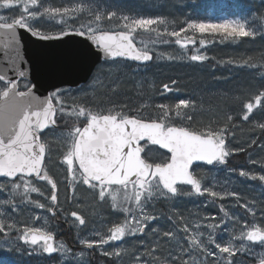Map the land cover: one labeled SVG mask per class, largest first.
<instances>
[{"label":"snow or ice","instance_id":"obj_1","mask_svg":"<svg viewBox=\"0 0 264 264\" xmlns=\"http://www.w3.org/2000/svg\"><path fill=\"white\" fill-rule=\"evenodd\" d=\"M13 7L20 11L19 16L9 18L0 15V30H4L8 39L4 56L0 57V205L3 206L0 235L20 232L19 241L33 246L30 254H36L35 249L39 247L40 254L55 255L63 264H86L85 250L91 252L96 249H100V254L112 260L113 264L123 255H130L133 264H248V261L264 264V208L260 209V219L257 220L254 203L240 205L246 214L251 215L250 220L229 213L221 204L219 210L223 216L219 218L215 215L197 217L189 222L182 215L173 214L167 219L174 230H161L154 224L163 216V213L155 212L156 204L161 200L171 201L192 195H207L213 200H223L229 195L237 197L235 192L221 193L204 186V177L194 168L199 164L213 167L227 164V158L236 151L230 150L227 143L228 135L235 136L231 131L235 127L232 115H227L222 124L210 121L194 127L196 102L189 99H180L174 105L142 104L137 112L148 107L156 110L154 116L147 118L130 115L125 111L127 105L89 106V100L95 98L98 88H104L106 94H115L121 84L115 69H110L102 80L93 71L94 61H90V56H96L104 64L109 61L115 64L117 58L141 64L153 60L146 44L137 46L143 43L136 38L138 30L155 33L163 43H168L163 40L165 34L176 37L175 44L181 48L196 44L190 36L185 35L181 39V33H187L188 29L201 34L223 30L227 37L233 39L255 37V30L248 27L247 22L236 20L191 22L187 28L168 32L155 27L166 23L162 17H117L115 11H101L83 0L64 7L44 6L42 0H0V9ZM114 19L115 26L105 30L104 21L111 23ZM53 23L58 25L55 30ZM21 30L36 42L83 46L82 63L56 68L53 75L55 79L66 82L73 72H83L89 79L87 87L72 94L71 89L52 83L50 93L43 99L38 96L35 91L37 84L30 79L31 67H25L26 61L20 55L24 43H27V37L21 36ZM199 43L203 45L204 40ZM49 46L38 44L37 58L44 55L40 49ZM9 48L11 55L7 52ZM206 58L199 54L190 56L191 61H204ZM22 81L27 82L23 84L24 90H19ZM146 84V81H141L136 87L143 90ZM176 84L175 80L163 84L161 94L176 90ZM89 92L92 93L91 98ZM242 107L244 121H249L254 110L264 113V90L250 95ZM58 114L65 124L72 120V127L66 132L56 131ZM255 128L264 132V123L254 125ZM45 130L52 132L53 137L49 138ZM256 143L252 139L250 146ZM260 147L264 149V145ZM160 149L166 150L162 159L159 158ZM53 152H58L62 157L61 163L66 165V179L72 193L69 202L75 198L76 186L83 184L97 193L99 201H110L111 210L119 213L121 219L104 221L106 230L94 229L93 238L80 236L79 230L87 225V221L75 210L64 213L58 199L57 183L45 166L46 158L50 159ZM239 175L264 182V175L257 177L242 169ZM34 181L50 185L51 194L45 197L49 203L31 198L33 193L44 196ZM24 204L49 214L42 226L19 225L12 219ZM58 213L63 214L66 224L71 218L70 226L77 229V240L81 246L78 252L63 242L56 243L50 221L55 220ZM33 219L40 221L41 216L37 214ZM149 234L153 239L143 255L138 251L129 253L120 247L128 238H143ZM141 246L144 247L143 243ZM109 248L113 250L109 251Z\"/></svg>","mask_w":264,"mask_h":264},{"label":"rangeland","instance_id":"obj_2","mask_svg":"<svg viewBox=\"0 0 264 264\" xmlns=\"http://www.w3.org/2000/svg\"><path fill=\"white\" fill-rule=\"evenodd\" d=\"M22 10V9H21ZM20 11L17 10L16 7H13L12 9H0V15H5L6 17L12 18L19 16ZM56 25L55 23L52 24ZM109 25V27H108ZM104 27L105 30H109L106 28L111 27V23L104 21ZM112 29V28H111ZM194 34L190 37L194 38L196 40V44L192 47L187 48H181L179 45L175 44L176 37H169L166 34L163 36V40H167L168 43H163L161 39L156 37L155 33H149L145 32L144 30H138L136 35V38L138 41H143V43H138V47H143L145 44L150 49V51L153 54V63L148 67H138L129 63L125 62H115L108 63L99 66L95 71L98 76L102 80L105 79L106 74L109 72L110 69L116 70V75L119 76L121 84L119 89L115 94H118L120 97L123 96V94L127 93H133L134 87L141 82L146 81L145 86L147 90L149 91L148 94L144 95L145 97H142L143 99H146L144 102L137 103L134 105L135 110H133L132 107L130 110H132V115H139L143 116L144 118H147L148 110L151 107H148L141 112H137L136 109L139 108L142 104H149L154 97H157L154 93V86L151 83V76H154L157 74V72L170 70V68H175L179 66H184L185 70H188L185 66L189 67H198V68H206V64L211 58L212 52L214 51L215 47H213V38H225L227 37L223 30L220 32H206V33H199V32H193L191 29H188L187 33ZM182 36L181 39L185 37V35ZM200 40H204V44L201 45L199 42ZM154 41V42H153ZM214 48V49H213ZM192 54H199L204 55L207 58L204 61H191L190 56ZM168 57H173V59H168ZM232 66L235 70H237L238 67L244 66V65H238ZM154 68V69H152ZM152 69V70H151ZM252 70V69H251ZM251 76H255V78L251 77L253 80L254 87H250L246 92L243 90V87L239 90V95H244V102H246L247 98L256 93L257 90L262 89L261 85L256 81L259 79L260 81H264V72L259 71L257 68L255 70L251 71ZM238 83V82H237ZM88 85V84H87ZM87 85L84 87L86 88ZM23 88V87H22ZM264 90V88H263ZM105 91L104 88H98L95 92V97L97 98L98 93ZM135 95L137 94L140 89L137 87L135 88ZM126 92V93H125ZM163 92V89H162ZM172 92L165 93L166 96H170ZM72 94H77V92H73ZM161 96V95H160ZM89 97H92V93L89 92ZM150 97V99H149ZM97 102V99H90L89 105H94L97 107L98 105L95 104ZM69 103H71V100L69 99ZM114 100H109L105 104H100V107L108 106L110 107V104H113ZM169 104L172 105L171 102ZM102 105V106H101ZM127 105V104H124ZM123 106V104L121 105ZM229 106V105H228ZM223 108L224 104L219 107H216L210 114L213 115L212 119H214L216 122L224 123L225 118L222 119L223 116ZM155 109L153 110L155 114ZM204 115V114H203ZM201 115V116H203ZM201 116H195V125L199 126L202 124H208L211 120L210 119H203L205 117ZM203 119V120H202ZM57 132H66L72 127V120L69 119L68 123L65 124L63 118L57 115ZM193 124V126H195ZM213 126H216L214 123ZM239 131V132H238ZM53 137V133L50 132L49 138ZM256 139V136L253 133L246 132L241 129H237L235 136H232L231 141L228 143V147L230 150H236L239 151L240 149H247V148H253V145L250 146L251 140ZM251 150V149H250ZM235 152V151H234ZM231 154L228 158H231ZM161 154L159 158H163V153L159 151ZM250 159L248 163V167H240L238 170L229 169L227 165H221V166H215L211 168H196L195 170L199 173L200 176L204 177V180L202 183L204 186L207 187H213L214 190L221 192V193H237V197L227 196L225 199H215L213 200L212 197H209L207 195L205 196H180L177 197L175 200L167 201V200H161L156 204L155 212L157 214L163 213V216L160 220L155 221L154 224L158 226L161 230H174L172 224L168 221L166 218L167 214L165 211H168L169 214H179L182 215L186 220L189 222L196 220L197 217H205V216H217V218L223 216V213L220 212V205L223 204L225 209L231 213L235 214L241 218L251 219L250 214H246V210L241 207L240 205L249 203L255 204L256 210H257V220L260 219V209L264 208V182L260 181L259 179L253 180L250 177H241L239 175L240 170H244L245 172H248L252 175H256L257 177L259 175H264V149L260 150H253L250 154ZM60 158V159H59ZM62 159L61 155L58 152H53L51 154L50 163H55L56 169L53 168L51 165H49V161L46 164V168L48 170V173L50 171L54 172V174H51L50 176L56 181L58 186V199L60 201V205L64 210V213H70L72 210H75L82 215H84L87 225L81 226L79 230V235L84 238H93V230H99L100 232H104L106 230V224L104 221H117L120 220V214L113 212L110 208V201L109 202H102L99 201L97 193L93 192L92 190L88 189L87 186H84L83 184H78L75 198L72 199V202H69V198L72 197V193L69 190V185L67 183V172H66V165L59 163ZM252 161H256V163H252ZM50 167V168H49ZM51 173V172H50ZM36 186L40 187L41 190L44 192V196H40L37 193L30 194L32 199H38L41 203H49L45 197H49L51 194L50 186L47 183L43 182H36L34 181ZM17 201H19V196L16 197ZM77 201L79 202V205L77 204ZM239 202V203H238ZM207 205V206H205ZM166 208V210L164 209ZM182 208V211L180 210ZM39 214L41 216L40 221H35L33 217L35 215ZM60 217L63 218V214L59 213ZM49 214L40 209H36L30 205L24 204L21 205V209L17 211L15 215L12 216L13 220L18 221L19 225H23L25 223L28 224V226H42L43 220L45 217H48ZM71 224V218H69V226ZM50 227L51 230L54 231L55 237H56V243L59 244L61 242L65 243L68 247L75 249L77 252L80 250L81 246L78 243L77 240V229L75 227L70 226V231L67 232L64 225H58L56 224L55 220L50 221ZM20 235V232H17L15 235L5 236L0 235V257H7L10 256L13 252L17 253L19 255H24L26 257H35L39 258L43 256L41 253V250L39 247H36L35 253L36 254H30L32 253V246H29L27 244H23L19 241L18 237ZM153 237L151 234H149L147 237H136V238H128L126 239L121 245V248L127 249L129 253L137 252L140 255H143L145 248L151 244ZM219 239V237H218ZM141 243H143L144 247L141 246ZM107 247V246H106ZM11 249V250H9ZM109 251L113 250L112 248L108 249ZM100 249L94 250V253L91 254V252L85 250V261L86 264H113V261L110 260L107 257H104L100 254ZM166 254V252H165ZM157 255H160V253H157ZM238 259H241L238 257ZM55 264H63V261L60 260L59 257L56 256V261H54ZM116 264H133L130 255H123L122 259L117 261ZM248 264H251V261H248Z\"/></svg>","mask_w":264,"mask_h":264},{"label":"trees","instance_id":"obj_3","mask_svg":"<svg viewBox=\"0 0 264 264\" xmlns=\"http://www.w3.org/2000/svg\"><path fill=\"white\" fill-rule=\"evenodd\" d=\"M42 2L44 6L64 7L81 2V0H42ZM83 2L89 3L93 7H99L101 11H115L117 17L125 15L129 16L130 19L162 17L166 23L155 27L160 31L167 29L168 32L187 28V24L191 22L224 23L225 21L236 20L247 22V26L255 30V37L213 38L215 49L213 48L214 51L206 64V68L185 66L188 69L185 70L184 66H177L166 72H157V74L151 76V83L157 97H154L148 103L154 106L171 102L174 105L180 99L193 100L196 102L195 116L204 114L201 116L205 117L203 119L211 118L212 121L215 120L212 119L213 115L210 113L216 107L221 106V103L224 104L222 119L227 115L233 116L232 123L235 127L231 131L236 133L237 129H241L253 133L257 141L253 148L235 151L226 165L233 170H238L243 166L248 167L249 154L254 149L260 150V145H264V132H261L258 128L254 129V125L264 123V113L254 110L249 121H244L242 119L244 114L242 104L244 102L243 96L246 94L239 95V90L243 87L246 92L250 87H254L252 78H255V76H251L253 74L251 71L255 68L264 72V0H83ZM120 22L123 23L122 20ZM115 24L116 20L114 19L111 22V27L106 29L113 28ZM52 27L55 30L58 25ZM181 34L184 36L188 33ZM191 35L194 34L189 31L187 36ZM245 62H247V65ZM236 64L244 66H240L235 70L232 66H237ZM172 80L177 81L174 86L176 90L172 91L170 96H166L165 93L161 94L162 85L170 83ZM256 81L259 83L258 86L261 85L262 87L260 90H263L264 81L259 79ZM134 90L133 93L123 94L122 97L118 94H106V90L99 91L97 98L95 97L97 99L95 104L100 107V104L103 105L109 100H114L116 106L127 104L126 109L132 115L130 109L133 107V110H135V104L140 103V101L144 102L146 99L142 97H145L144 95L149 92L144 87L143 90L140 89L137 92L139 94L137 96ZM260 90H257V92ZM153 110L154 107L148 110L149 116L155 115ZM231 139L232 135H228L227 143ZM164 209L166 210L165 207ZM2 210L3 206L0 205V211ZM180 210L182 211V208ZM165 212L167 216L173 215V213L169 214L168 211ZM54 261H56V257H26L24 255L18 256L15 252L10 256L0 257V264H55Z\"/></svg>","mask_w":264,"mask_h":264},{"label":"water","instance_id":"obj_4","mask_svg":"<svg viewBox=\"0 0 264 264\" xmlns=\"http://www.w3.org/2000/svg\"><path fill=\"white\" fill-rule=\"evenodd\" d=\"M21 36L27 37V43H24L20 55L25 59V67H31V82L37 84L36 94L42 99L52 91L50 84L56 83L58 87L68 86V87H81L88 79L84 77V73L80 71L73 72L69 77H67L66 82H62L59 79H55L53 75V70L60 67H73L82 63L83 56V46L78 45H65L58 42H36L33 38L29 36L28 33L21 30ZM77 40L79 38H76ZM8 39L4 33V30H0V57L4 56L5 44H7ZM23 43V41H22ZM38 44H48L47 48L40 49L44 55L37 58L36 52L38 50ZM192 46V44H189ZM188 46V47H189ZM8 55H11V49L7 50ZM121 59V58H117ZM123 60V59H122ZM90 61L92 63V68L99 63H102L100 59L96 56H90ZM128 61V60H125ZM133 62V61H129ZM151 62V61H150ZM150 62H147L149 64ZM138 65H145L139 62H133ZM2 71V69H0ZM158 147V146H155ZM166 153V150L160 149ZM202 166H207L204 164H199ZM196 166V165H194ZM2 179V178H0ZM41 182V181H36ZM54 256V255H53Z\"/></svg>","mask_w":264,"mask_h":264},{"label":"flooded vegetation","instance_id":"obj_5","mask_svg":"<svg viewBox=\"0 0 264 264\" xmlns=\"http://www.w3.org/2000/svg\"><path fill=\"white\" fill-rule=\"evenodd\" d=\"M84 88V87H83ZM63 89H69V88H63ZM73 92H77V90L78 89H71ZM113 105H115V103H113V104H110V107L111 106H113ZM122 105V104H121ZM120 105V106H121ZM90 106V105H89ZM124 106V105H123ZM91 107H95L94 105H91ZM97 107H99V106H97ZM125 111H127L128 112V109H125ZM82 121H81V126H82ZM47 134H48V136H49V134H50V132H49V130L48 131H45ZM60 159V158H59ZM50 159H47L46 158V161H45V166H46V164L48 163V161H49ZM49 163H50V161H49ZM48 163V164H49ZM59 163H61V160H60V162ZM49 165H51L53 168H55L56 169V164L55 163H50ZM50 168V167H49ZM51 172V173H50ZM49 172V175H51V174H54V172H52V171H50ZM53 177V176H52ZM54 178V177H53ZM43 183H46V182H44L43 181ZM60 214L58 213V216L56 217V219H55V222H56V224H58V225H64V227H65V229H66V231L67 232H69L70 231V226H69V223L68 224H66L65 222H64V220L62 219V218H59L60 216H59ZM83 227V226H82ZM94 253V252H93Z\"/></svg>","mask_w":264,"mask_h":264},{"label":"bare ground","instance_id":"obj_6","mask_svg":"<svg viewBox=\"0 0 264 264\" xmlns=\"http://www.w3.org/2000/svg\"><path fill=\"white\" fill-rule=\"evenodd\" d=\"M239 203V202H238Z\"/></svg>","mask_w":264,"mask_h":264}]
</instances>
